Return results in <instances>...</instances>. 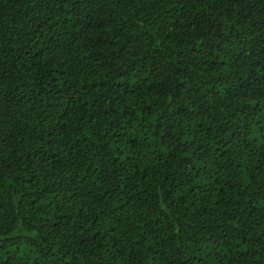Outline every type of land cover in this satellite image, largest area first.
<instances>
[{"label": "trees", "instance_id": "1", "mask_svg": "<svg viewBox=\"0 0 264 264\" xmlns=\"http://www.w3.org/2000/svg\"><path fill=\"white\" fill-rule=\"evenodd\" d=\"M0 264H264V0H0Z\"/></svg>", "mask_w": 264, "mask_h": 264}]
</instances>
